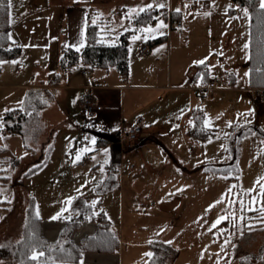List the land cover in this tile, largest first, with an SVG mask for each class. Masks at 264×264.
<instances>
[{"label":"rangeland","instance_id":"374dc122","mask_svg":"<svg viewBox=\"0 0 264 264\" xmlns=\"http://www.w3.org/2000/svg\"><path fill=\"white\" fill-rule=\"evenodd\" d=\"M16 1L11 0L12 7ZM97 1L100 11L95 0H89L87 8L93 23L99 24L101 38L113 42L116 34L127 32L132 53L139 54L138 47L148 42L145 31L156 30L155 21L139 27L133 21L137 11L145 9L146 0ZM228 4V8L234 7L231 14H225L224 18L214 14L207 20L203 18L206 15L196 13L194 27L185 37L176 28V35L169 37L167 45H158V53L164 55L156 62L155 81L167 84L171 73L170 82H176V92L163 95L164 91L147 90L142 96L145 99L138 101L141 96L135 95L126 105L127 123L134 120L132 113L143 103L142 108L152 122L166 121L176 114V119L171 120L176 121V155L169 156L167 151L163 156L158 151L155 156L154 142L145 146L144 157L128 152L127 145L134 140L116 132L122 141L121 152L127 147L117 172L116 182L120 186L103 193H98L96 187L107 175L109 148L97 142L99 134L110 139L106 135L110 132L115 137V131L103 132L101 119L83 109L81 102L78 103L80 90L69 93L61 86L64 75L59 86L51 90V96L39 88L36 94L43 106L36 117L31 115L23 123L22 134L4 136L3 114L22 105L30 84H40L47 77L48 68L56 69L60 53L55 46L43 50L21 46L16 59L0 61V201L6 202L5 207L0 206V246L21 237L23 210L30 198L40 217L41 232L54 240L64 221L73 215L67 199L83 196L91 205L92 201L101 203L92 205L93 211L105 212L112 228L120 234V248L110 253L86 252L82 264H148L154 254L164 252V244H170L176 251L175 257L165 264H242V258L247 259L243 264H261L264 259V213L261 212L264 196L260 194L264 186V96L261 90L251 87L248 79L249 11L234 6L232 0H227ZM207 22L211 26H204ZM164 25L166 33L173 30L169 18ZM204 41L208 53L199 61H207L208 69L217 76L219 89L206 95L177 89V85L203 84L200 77L195 78V83L189 80L186 58ZM84 68L90 70L92 77L105 74L102 67L76 64L71 71L75 75L79 73L76 81L80 84L85 82L86 77L80 73ZM227 71L234 74L232 83ZM86 79L90 82V78ZM159 95L163 96L157 98ZM189 100L187 111L202 110L203 127L211 131L200 142L190 140L182 130L186 120L181 112L188 108ZM231 126L238 133L249 131L238 143L236 173L224 174L210 166L230 165L232 155L227 137ZM152 159L159 171L166 173L167 185L163 189L148 172L147 165ZM169 173H176V188L169 183ZM250 189L253 191L249 192ZM210 205L215 206L208 210ZM65 208L68 210L62 211ZM57 214L60 217L52 219ZM220 216L227 219L212 228ZM95 229L94 220H84L74 230V241ZM0 264L16 263L0 260Z\"/></svg>","mask_w":264,"mask_h":264},{"label":"crops","instance_id":"0c3cea01","mask_svg":"<svg viewBox=\"0 0 264 264\" xmlns=\"http://www.w3.org/2000/svg\"><path fill=\"white\" fill-rule=\"evenodd\" d=\"M88 1L89 0H17L13 4V7H10V36L13 40L20 43V46L32 47L34 49H51L52 45H54L58 53H60V49L62 46L80 47L85 42V30L87 23H93L90 14L88 13ZM95 1L96 6H98L100 1ZM146 2L148 4L144 6L145 9L160 8L162 10L154 14L149 22L143 23L149 24L150 22L155 21L156 25L153 29L156 28V30L147 29L145 31L147 37L146 39H148V42L142 43L138 47L139 54L132 53L129 43L131 40L129 41L128 39V75L125 79L121 78L116 69H105V74L98 75L99 77L96 78L92 77L90 70L84 68L80 71L81 76L83 78H90V82L89 79L84 78L85 82L80 84L76 81L77 75H79V73L75 75L73 73L74 71H71L72 69L70 68L68 71L61 74V77L57 82L53 83L50 81L52 74L60 72V67L58 66L60 56L59 54L57 65L59 69L56 67V69L49 70L48 68V72L46 74L47 77L44 78L45 80H41L40 84L31 83L29 87L44 89V91L46 93H50L51 96V90L56 89L59 86L60 81L63 80L64 77V84L61 86H63L65 90L67 89L69 93L74 89L80 90L78 98L79 104L81 102V98L86 93L91 91L94 94L99 105V108L93 114H96V116L101 119V127L103 128V132L108 129H113V131H115V137H112L110 132L106 135V137H110V139L105 138L103 134H99L100 138L97 143L109 148L108 161H111L114 147L119 149L120 154L118 160V170L120 167L121 155L123 158L125 154L123 152L127 151V147H124L125 149L121 152L119 145L122 141L120 137L119 141L118 137L116 136V132L118 134L119 129L123 126L128 127L135 123L141 126V132L138 139L127 145L129 149L128 152H137L140 156H142L143 151H145V146H149L151 142H154V146L156 145V150H153L155 156L158 151L164 152H161L163 156H166L165 154L167 151L169 152V156L176 155V143H174L176 142V121H171L174 117L176 119V114H171L172 117L167 118L166 121L152 122L149 119L147 112H145L142 108L145 105V103H143L139 106V109L134 110V112L132 113V115H135V118L132 122L127 123V120L125 118L126 105L128 101L134 100L133 96H141L138 101H142L146 98L142 96H145L146 93L144 91L147 90L164 91L163 95H168L173 91L176 92V82H173L172 84L170 82L171 73L168 74L169 82H167V84L155 81L158 79L156 78V73L158 72L156 62H158L161 59V56L164 55V53H158V45H161L163 43L167 45L166 43L169 37L176 35V30L174 31V29L176 28H173L172 31H168V33H166V28L158 27V25H164V22H166L171 12L178 13V17L182 19V25L177 29H181V33L185 37L194 27V21H196V19L194 20V15L196 13H199V15H205V13H208L207 10L212 11L211 13H208L206 17H203L205 19L207 18V20L213 18L214 14L220 15L222 18H224L225 14L228 15L232 13L231 9L228 8L229 4L226 6L227 0H146ZM196 3H201V8H196V6H194ZM149 5H151V7H148ZM160 5H163V7H160ZM98 8L100 11L99 6ZM177 9H179V12L177 11ZM138 11L141 12L140 10ZM138 11L137 13H139ZM135 24L137 25V27L143 25L140 23ZM204 26L211 25L209 24V22H207V24ZM120 34H116V39L115 37L111 38L112 40L115 39L113 42H108L102 39L101 33L100 39L106 43H114L115 41H117ZM156 43L158 44L155 45ZM144 44L150 45L147 51L141 50V47ZM168 47L169 46H167V48ZM209 49L211 50L212 48ZM207 50L208 46L206 45V41H204L203 43L197 45L186 58V60L189 62V70L187 69L186 73L192 83H195L196 80L195 73L197 71V65L199 64L197 62L200 60V58L206 57L208 53ZM143 52H145V54H143ZM84 70L88 71L87 75H84L82 73ZM97 72L99 73L101 71ZM210 74L214 73L210 71ZM62 75L64 76L62 77ZM173 79L174 81H176V74L173 76ZM203 85L204 84H200L198 87H201ZM182 88L186 89V91L189 92L194 91L199 95L197 87H185L177 85V89L182 90ZM206 94L208 93H204L203 95ZM163 95H159L157 96V98L162 97ZM173 96L176 104L175 95ZM190 105L191 101L189 100L188 108L182 110V115H186V113L188 112L187 110L190 108ZM105 106H107L108 108H104ZM182 130L184 132L185 125H183ZM158 132L161 133L158 134ZM162 133L166 135H163ZM107 166L108 175L109 163ZM147 167L149 170L148 172L154 178V180L157 179L158 185H160L161 189L165 188V186L167 185L166 173L159 171L160 168H158V165L154 162V159H152V161L149 160ZM117 172L115 174L116 178ZM169 178L171 179L169 183H173L174 187L176 188V173H169ZM119 186L120 184L118 182L117 187ZM151 204H156L154 196ZM103 214L108 219L110 225L113 227L110 219L106 216L104 211ZM116 232L120 238L119 232Z\"/></svg>","mask_w":264,"mask_h":264},{"label":"trees","instance_id":"16d2710c","mask_svg":"<svg viewBox=\"0 0 264 264\" xmlns=\"http://www.w3.org/2000/svg\"><path fill=\"white\" fill-rule=\"evenodd\" d=\"M236 7H246L249 11V33H248V79L251 87L264 91V9L260 8L259 0H232ZM196 8H201V3H196ZM204 7V6H203ZM231 11L234 7H230ZM162 9L148 8L135 15V23H146L151 20L154 14ZM171 19H177L178 13L171 12ZM10 8L8 0H0V61L16 59L21 52V46L10 36ZM82 63L90 67H102L104 69L115 68L121 78L128 75V33L123 32L114 43H106L100 39V29L96 23L88 22L85 30V42L80 47L62 46L59 56L60 72L51 76V82L55 83L61 74L68 71L76 64ZM204 64L197 65L195 78L200 77L201 82L206 84L210 71ZM1 70V67H0ZM227 78L232 83L234 74L226 72ZM39 88H30L24 96L23 103L19 107L7 110L2 117L4 136L11 134H22L23 123L31 115L36 117L43 101L36 94ZM87 94V93H86ZM86 94L81 98V103ZM32 109V110H31ZM31 110V112H29ZM35 114V115H34ZM184 120L185 136L192 141L200 142L205 139L211 131L203 127V112L198 108L189 110ZM235 126H231L227 137L228 149L231 152L232 160L230 165L210 168L213 171L227 174L236 173V156L238 143L244 132H235ZM234 129V130H233ZM253 130H256L253 128ZM260 129L258 130V132ZM264 134V133H263ZM119 149L114 147L111 161L109 162V173L96 187L98 193H103L117 187L116 172L119 166ZM40 166L33 168L35 170ZM6 181V177H1ZM6 202L0 201V206L5 207ZM99 201H98V203ZM73 215L64 221L63 227L54 240L44 236L41 232L40 217L37 218L34 200L30 198L23 210L22 235L19 239L4 243L0 246V260H7L16 264H37L31 260L33 250L37 253L43 252L39 258V264H82L83 254L86 252L110 253L120 248V238L112 228L108 219L103 213L94 214L93 206L83 196H75L70 205ZM255 213L257 211H254ZM86 219H92L96 223V229L91 234H85L78 242L73 239V233ZM156 244V243H155ZM164 252L154 254L148 264H165L166 260L175 257V249L170 244L163 245ZM246 258L240 259L243 264ZM264 264V259L261 261Z\"/></svg>","mask_w":264,"mask_h":264},{"label":"built area","instance_id":"2783aa9c","mask_svg":"<svg viewBox=\"0 0 264 264\" xmlns=\"http://www.w3.org/2000/svg\"><path fill=\"white\" fill-rule=\"evenodd\" d=\"M169 18V23L171 28H179L182 25V19L178 17L177 19H171L170 16ZM150 45L144 44L141 47L142 51H147L149 49ZM84 75L88 74L87 70H84L82 72ZM219 81L217 80L216 76L214 74H210L208 77V82L207 84L197 87L198 93L204 94V93H209L214 91L215 89L218 88ZM261 95L264 96V91L261 92ZM82 106L83 109L89 113L93 114L98 108L99 105L96 101V98L94 94L90 91L86 94L85 98L82 101ZM104 108H108L105 106ZM141 132V126L139 124H132L128 127H121L118 131V134L124 137H127L130 140H137L139 134ZM82 162H80L81 164Z\"/></svg>","mask_w":264,"mask_h":264},{"label":"snow or ice","instance_id":"6c2138e0","mask_svg":"<svg viewBox=\"0 0 264 264\" xmlns=\"http://www.w3.org/2000/svg\"><path fill=\"white\" fill-rule=\"evenodd\" d=\"M8 7L10 8L11 7V0H8ZM148 7H151V5H149ZM160 7H163V5H160ZM260 8L261 9H264V0H260ZM140 11H144V9H140ZM177 11L179 12V9H177ZM205 15H208V13H205ZM245 15H247V10H245ZM158 27H165V25H163V24H160V25H158ZM138 37H133V39H137ZM245 47H247V45H245ZM197 63H199V64H204L205 63V61L204 60H201V61H198ZM93 143H95V141H93ZM86 151V150H85ZM80 159V156H79V154L77 155V160H79ZM105 163H107V161H105ZM257 183H259V181H257ZM77 191H79V189H77ZM249 192H251V191H253L252 189H250V190H248ZM260 194H261V196H264V186H262L261 187V190H260ZM74 198H68L67 199V201H66V203L67 204H71L72 203V200H73ZM222 202V200L221 201H217V203H221ZM97 203V201H92V205L94 206L95 204ZM215 205H210L209 206V209L208 210H211V208L212 207H214ZM68 209L67 208H65V209H63L62 211H67ZM208 210H206V211H208ZM249 210H252V211H254L255 209H249ZM261 212L262 213H264V207H262L261 208ZM95 214V213H94ZM39 217V214L37 213V218ZM60 217V214H57V216H54V217H52V219H57V218H59ZM227 219V217H225V216H220V217H218L217 218V220L215 221V222H213V224H212V228H216L222 221H224V220H226ZM44 255V253L43 252H39V253H37L35 250H33V253H32V255H31V260H33V261H37V264H39V258L40 257H42ZM145 255H147V256H151L152 254L151 253H146Z\"/></svg>","mask_w":264,"mask_h":264}]
</instances>
